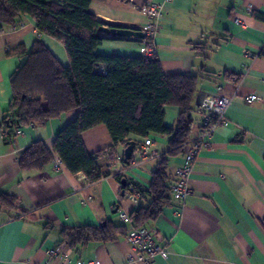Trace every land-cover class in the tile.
<instances>
[{"label": "crops", "instance_id": "1", "mask_svg": "<svg viewBox=\"0 0 264 264\" xmlns=\"http://www.w3.org/2000/svg\"><path fill=\"white\" fill-rule=\"evenodd\" d=\"M149 2L164 6L156 38L164 74L199 78L190 142L201 138L199 107L204 98L232 97L226 124L203 138L206 148L190 178L192 194L185 202L174 201L151 227L156 243L169 254L167 260L157 257L154 264H264V0H92L90 11L101 25L141 31L147 23L141 9ZM237 18L245 26L237 25ZM38 39L63 66H70L63 44L40 34L32 18L24 16L17 26L0 31V194L15 197L19 206L0 208V264H58L48 256L57 248L69 256L70 264H139L130 261L135 252L126 236L75 249L61 232L106 222L126 226L119 212L131 216L150 200L133 197L131 189L123 195L117 177L145 191L158 158L127 165V144L114 145L101 125L83 138L91 154L103 152L98 164L110 176L90 184L83 173H70L56 154L42 172L21 171L20 154L38 140L52 150L60 130L77 119L79 110L46 126H24L12 143L5 142L12 77L27 59L7 52L23 46L29 54ZM141 46L142 40L110 38L95 53L136 57L141 56ZM252 95L257 99L248 103ZM164 112L165 126L174 128L180 109L165 107ZM144 139L132 135L127 142ZM148 139L159 155L168 150L167 138L151 134ZM182 165L183 156L172 160L169 174L175 177Z\"/></svg>", "mask_w": 264, "mask_h": 264}, {"label": "trees", "instance_id": "2", "mask_svg": "<svg viewBox=\"0 0 264 264\" xmlns=\"http://www.w3.org/2000/svg\"><path fill=\"white\" fill-rule=\"evenodd\" d=\"M91 4L92 0H0V31L17 26L28 16L40 34L63 44L70 61V66H63L40 39L29 54L23 46L7 52V56L27 55V59L12 77L13 100L3 123L8 129L5 142L12 143L24 126H46L72 110L80 111L75 121L60 130L52 150L38 140L20 154L21 171L42 172L56 154L70 173H83L88 183L95 184L111 173L98 164L103 152L88 151L84 133L104 125L114 145L128 144L132 135L146 139L156 134L168 139V150L157 156L149 187L140 191L150 202L133 212L130 228L112 222L64 228L62 238L75 249L113 242L135 229L151 230L173 204L169 187L175 178L169 174V165L183 156L190 142L199 82L193 75L166 76L158 58L96 54V49L112 37L99 32L101 23L90 11ZM102 70L106 74H101ZM171 106L180 109L174 128L164 124V109ZM117 179L122 193L130 191L129 184L122 185V177ZM0 208L19 209L18 201L0 194Z\"/></svg>", "mask_w": 264, "mask_h": 264}, {"label": "built area", "instance_id": "3", "mask_svg": "<svg viewBox=\"0 0 264 264\" xmlns=\"http://www.w3.org/2000/svg\"><path fill=\"white\" fill-rule=\"evenodd\" d=\"M164 6L156 2H149L144 5L141 11L147 17V23L142 27L141 31L145 38L142 40L140 54L142 57L157 58L158 50L156 38L160 29L161 18L163 17ZM235 23L239 26L245 24L237 18ZM101 74H106L105 70ZM257 99L256 95L246 98L248 103H253ZM232 104V97L227 95L207 96L201 103L203 111L202 117V134L200 140L189 142L184 147L183 165L175 172V180L170 184V193L174 201L185 202L192 194L190 189V178L194 170L197 157L200 152L206 148L203 138L215 132L220 126L226 124V112ZM8 137V132L5 133ZM158 151L154 148L153 142L146 138L142 143L136 144L132 155L134 163L139 164L148 162L157 158ZM61 163L56 165L59 170ZM133 197L138 198L142 194L139 190L131 187ZM120 219L125 223H131V216L126 213L119 212ZM127 242L131 249L135 252L134 257H130V261H135L139 264H154L157 257L164 260L169 258V254L164 247L157 244L154 239L153 231L150 229H135L127 236ZM50 259L57 258L58 264H70L69 256L57 248L48 251ZM83 264H99L97 261H87Z\"/></svg>", "mask_w": 264, "mask_h": 264}, {"label": "water", "instance_id": "4", "mask_svg": "<svg viewBox=\"0 0 264 264\" xmlns=\"http://www.w3.org/2000/svg\"><path fill=\"white\" fill-rule=\"evenodd\" d=\"M98 30L101 34L110 36L112 38L138 39V40H143L145 38V35L142 31L132 29V28L101 25ZM135 145L136 143L133 141L128 142L127 147L124 151V161L127 165H129L132 161V155L134 152ZM122 185L123 186L127 185L126 179L122 180ZM123 195H125L124 192H123Z\"/></svg>", "mask_w": 264, "mask_h": 264}]
</instances>
